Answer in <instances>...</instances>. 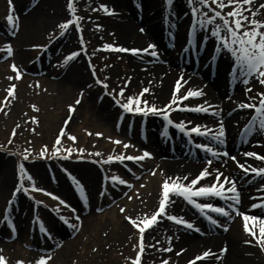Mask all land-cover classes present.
<instances>
[{
    "label": "rangeland",
    "instance_id": "obj_1",
    "mask_svg": "<svg viewBox=\"0 0 264 264\" xmlns=\"http://www.w3.org/2000/svg\"><path fill=\"white\" fill-rule=\"evenodd\" d=\"M1 1L4 3V0ZM15 1L17 2V0H14V3ZM125 1L128 4L131 0H74L76 7L74 16L67 8L68 0H32L31 2L34 3L35 8H29V11L23 16L24 18L30 16L29 30L23 29L22 23L19 24L20 27L22 26L21 34L23 30L27 31V34L34 38L36 37L35 34L39 32L43 34L44 38L41 41H33L30 38V44L41 45V47L28 49L25 57L27 61H33L31 70L40 72L38 79L41 83L37 85L39 91L41 92L42 90L44 95L53 100L57 101L58 98L61 99V97L58 96L59 91L57 92L58 89H56L58 87L55 85L60 83L59 79L61 80V78H56L55 74L51 76V71L55 70L59 64L63 65L61 62H64L65 57L70 55V53L75 51L79 54L72 60H69L71 66L70 68L67 67L68 71H66L69 76V80L66 82L68 88H71L70 84L74 87L72 88V94L63 98L59 105H57V103L56 105L55 103H51L49 108L46 109V113L50 112L55 114L59 112L62 107L66 108V111L69 106L75 108L74 122L68 128L69 131L66 132V135L60 137L61 143L58 145L56 144V131L51 134L45 132L44 134L37 135L33 140L28 139V141H26L24 137H27V132L24 133L21 129H15V135H13V133L8 135L9 132L7 131L5 136H0V200L3 206V208L0 209V228L3 225L2 218L4 216L10 217L12 220L10 221V225H7L8 228L4 226L0 229V238L8 245L0 246V256L5 258L7 264H17L18 261H22L23 264H36V261L41 257L52 256L56 250L52 252H41L38 248L42 247L40 240L52 237L54 240L58 239V231L60 229L63 231L67 230L62 224L69 228H71L70 225H75V228H71L69 231L71 232L69 235L70 243L68 246H64V250L68 249V253H66V256L61 254L57 258L53 255V258L46 260V264H122L131 244L135 246V251L133 250L134 254L128 261H134V258L138 254V241L140 240L138 228H133L134 231L128 236L129 238H123L122 235L113 233L114 230L117 232L119 231L125 216L132 213L133 208L138 207L140 203L139 199L136 202L134 199L135 204L127 202L131 192L134 191L133 189L130 190V185L121 187L119 190L116 189L117 186H112L109 190V194L105 196V200L109 203L107 205L103 203L98 205L96 204L97 201H95V206L92 208V206H83L80 203L82 201L81 195L68 175V173H71L75 176L84 188L93 192L95 199L97 194L101 196L100 192L105 187L107 180L111 179L112 176H118L120 174L127 176V172L139 175L143 170V166H150V168L147 169L148 171L151 170V166H154V163L151 162L150 159L146 160V158L139 162L127 159L123 161L114 160L110 163L106 162L109 155L117 156L124 154L125 156H140L144 150H147L151 154L154 153L150 148L145 149L137 142L131 141L125 132L122 131L123 129L125 130V128L118 124V120L120 114L124 113V109L116 103L117 100H120L121 104H123L127 101L128 97L139 96L141 101L146 100L149 105H152L151 102L155 99L165 100L167 101L165 106L158 107L154 105L159 109L168 106L164 110L168 111L169 114H176V117L179 118L183 116L179 113V108L174 107L175 104L170 105L172 98L169 94L172 91L166 92L163 97H161L160 94L157 96H150L151 88L148 85L141 84L139 78L137 82L135 80V77L138 75V73H136L138 68L135 63L138 62L135 61L134 55L130 54L131 52L128 53L118 50L121 47L116 43L118 40L116 36L118 32L117 24L125 23L126 16L134 18V14L136 13V17L141 23H133H135L134 25L137 27H140L139 33H141L140 29L145 27L144 21L147 20V13L145 5L143 4L145 0H140L142 3L135 0L130 8L124 5ZM22 2L23 6H25V1L22 0ZM163 3L166 9L160 12L162 13L160 15L161 22H163L167 16L168 19L166 23L170 24L169 20H171V18L169 15L172 9L176 8L180 14L189 11V13H185L180 19L181 30L187 32L190 23L193 24L195 22L196 24L193 27L194 33L198 31V26L200 27V32L194 34L196 36L194 40L203 41L200 47L197 42L193 41L195 49H203L205 53H210L212 56L215 52L218 54L219 50L210 46L211 43L207 44V41L204 40L206 37H213L212 29L215 28V24H200V20L206 19L204 13L208 16L213 15V13L207 10L206 7L195 4V6L200 9V12H198L196 16H193L188 0H173L172 5H168L166 0H163ZM138 4L140 5L139 7ZM175 4L177 5L174 6ZM101 5H106L110 10L117 8L122 11L123 16L117 19L116 16H112L111 11L105 12L101 8ZM212 7L216 8V5H212ZM232 7L234 6L226 7L223 9V12L226 14L227 11L232 10ZM37 13H41L42 16L37 15ZM132 13L133 15H131ZM11 15H13L16 20L17 16L13 13ZM77 16L83 18L79 21V30L76 28L75 23L69 26L67 31H63L58 27L59 24L66 20L72 19L75 21V17ZM150 16L152 15L150 14ZM139 18H141V20ZM216 24L222 25L220 18L216 19ZM248 26L251 27V25ZM160 28L158 35L163 33L162 26H160ZM222 29L223 27H221V31ZM134 31L136 32L137 30L134 29ZM225 34L224 32V35ZM148 37L150 36L148 35ZM0 38L8 41L4 35ZM46 39L49 43L53 42L51 43L53 45L47 48L46 52H43L45 51L44 46L46 45ZM81 40L83 42H81ZM215 40V44L221 43L219 39L216 38ZM188 41L189 37L186 39V45ZM22 43L25 45L28 44L26 42ZM106 44L114 45V49H106L104 47ZM180 44L182 45L184 42ZM2 45H0V47ZM155 45L157 46V44ZM18 46L22 48L21 44H18ZM175 46L177 47L176 49L173 50L172 48V50L168 51L170 55L177 52V42ZM6 47L7 45H5L3 49H6ZM157 49L161 51L160 46H157L156 50ZM227 50L228 49H226V51ZM4 52L6 53V50ZM21 52L20 50V53ZM196 53L198 54L199 51H196ZM11 57L12 59L14 58L13 56ZM223 60L224 62L227 61L225 57ZM71 69L72 71H70ZM29 76H34V74L30 73ZM105 85H107V87H105ZM33 86L34 89L37 88L34 83ZM249 86L252 88V92L248 93L246 89L243 92L247 94L246 100H252L253 97H255V100H259L260 97L258 93L264 92V85L259 83L258 74L251 76ZM144 88H148L149 91L144 93L143 96H140L139 94ZM45 90H47V93H45ZM121 90H123V95H121ZM189 90L196 89L191 88L185 91ZM81 93L83 94L82 96ZM186 93L187 92L184 94L186 95ZM39 98L41 97L38 95L33 97V99L36 100ZM77 100H80L79 104L75 103ZM185 100H177L176 104L178 102L185 104ZM54 105L55 108H53ZM133 107H135V105ZM140 107H144L143 103L140 104ZM125 112L129 113L126 110ZM131 113H133L135 117L143 116L142 113H136L134 111ZM44 114L45 112L42 111L39 115V119H41ZM64 116L65 115L61 116V121ZM59 123L60 122L57 124ZM186 125L188 128L193 126L191 124ZM79 126L81 127V131L77 128ZM58 128L59 126L56 129ZM75 129L76 132L79 131L80 133H77L87 139V141H96L92 143V147H90L91 151H87L88 148L84 146L82 148L85 150L84 152L78 151V149H81L80 143L71 140L68 135L74 134ZM126 132L128 133L127 130ZM97 133H101L102 135H96ZM116 140H120L123 143L116 144ZM125 143L130 146L125 148ZM45 146L47 151H44ZM120 147L123 149H120ZM56 148L60 149L59 153L56 152ZM69 149H71V153H69ZM131 150H134L136 154ZM41 152H44L43 156L40 155ZM96 153H100L101 155L97 156ZM25 154L28 156L27 159H24ZM54 162L57 166L52 164ZM113 162H115L117 169L120 171L116 172V169L110 166V164L113 165ZM21 163L24 164L26 169V176L22 183L23 188L27 189V191L21 189L13 195L12 190L2 189L3 180L7 177L10 178L13 174L19 186L21 180L18 166ZM260 167L264 168V166ZM61 169L66 176L62 173ZM27 175H31L32 180H28ZM215 175L216 173L213 172L211 181L214 180ZM33 183L35 184V188L32 186ZM64 183L67 185L72 184L76 195L62 194L59 189ZM214 183H217L216 180ZM136 184L143 186L141 193L145 191L144 194L151 190L163 189L160 187L162 181L156 180L155 175L152 173L150 174V178L148 173H145L142 179L138 176L136 178ZM36 189H43L44 191H38ZM116 191H120L122 194ZM47 193H54L55 196L60 197L66 201L67 204H61L59 200L54 199L53 196ZM103 199L104 197L102 200ZM155 199L157 203H154V206L155 209H157L160 200L163 199V192L160 193L159 198L155 197ZM196 199H199V197L194 198V200ZM23 200L28 202L25 206V214L18 218L16 215L22 210L16 208V203ZM152 201L154 202L153 199ZM173 202L179 205H182L183 202H187L189 207L192 204L180 195L174 199ZM201 204L203 203L201 202ZM168 205L169 202L167 201V214L175 215V213L172 214L168 210ZM121 208H124L125 211L121 212ZM192 208L196 209V207L193 206ZM73 209H75V211H73ZM66 211L70 212L71 216H79L82 218L83 223L79 224V220L77 219L72 221L71 219L73 218H70V214H66ZM189 211L190 218H193V220L197 219L195 212L191 211V209ZM112 212L113 215H111ZM202 215L204 216V213H202ZM164 220L171 224H175L170 225L169 228L177 225L187 228L183 224H178L169 220L167 215L158 217L156 224ZM65 221H67V223H65ZM114 222L118 225H114ZM41 224H43L46 231L41 230ZM11 225H14V231ZM147 230L148 228L145 229L143 236L145 251L142 253L141 261L143 262L141 264H151L153 256L149 254L147 250L151 245L156 247L155 242L158 240L156 234L149 236ZM236 230H238V228H236ZM44 232L50 237H47ZM247 233L252 235L249 231ZM240 236L244 241L250 240L248 236ZM11 246H15V250H13ZM204 251L206 250L195 251L193 255L196 257V255L202 254ZM247 252H250V249H248Z\"/></svg>",
    "mask_w": 264,
    "mask_h": 264
},
{
    "label": "bare ground",
    "instance_id": "obj_2",
    "mask_svg": "<svg viewBox=\"0 0 264 264\" xmlns=\"http://www.w3.org/2000/svg\"><path fill=\"white\" fill-rule=\"evenodd\" d=\"M138 1L141 2L140 0ZM134 2L135 0H131L127 4V2L125 1L124 5L130 8L131 4ZM261 3H264V0H253L251 9L249 8V6L245 5L244 7V12L246 13L245 15H248L250 18H252L250 12L255 11L256 13L255 18L264 20V9H261L259 7ZM143 4L145 5V10L147 13V20L144 21L145 29L148 35L151 36V38L155 43L162 44V42L165 41L166 39L165 38L166 35L163 36L161 32H160L161 34L159 33L160 35H158V32L161 29L160 26L163 25V23L160 20V15L162 14L160 12L161 11L163 12L166 9V6L162 0H145L143 1ZM28 7H29L28 5L23 6L22 0L21 1L17 0V2L15 1V3L14 0H12V6H11L12 11H10V5L8 0H4V3L0 0V37H2L5 34L9 41H13V38L18 35L19 37L17 38V43L21 44L22 46V48L20 49L22 52L20 53L19 50L17 57L13 58L12 60L10 59L8 62H3V65L0 66V136H5L7 131L9 132L8 135H10L13 133L15 129L18 130L21 129L23 130L24 133L27 132L26 134L27 137L24 136L26 141H28V139L33 140V138H35L37 135L44 134L45 132L51 134L56 131L58 137L59 132L62 128L67 132L69 131L67 127L68 126L70 127V125L74 122V117L73 114L70 113V108L66 111L65 110L66 108L62 107L60 108L59 112L55 114L50 112L46 113L47 112L46 109L49 108L51 103H55V105L57 103V105H59L62 102L61 100L63 98H66V96H70V94H72V88L74 87H72L73 85L70 84L71 88H68V85L66 83L67 80H64L61 77L62 75L60 74V72H57L56 70H52L50 74L51 76L55 74L56 78L61 77L60 83L55 84L58 87L56 89H58L57 90V92L59 91L58 96L61 97V99L58 98V100L55 101L52 98L44 95V92L42 90L41 92L39 91L37 85L41 83V81L38 79V75L40 74V72L31 70V66L33 64L32 62L27 61L25 55L28 49L33 48V44L32 43L30 44V38L33 41H41L44 37L43 34L39 32L35 34L36 37L34 38L32 36H29V34H27V31H25L26 29L29 30L28 26L30 22L29 19L30 16L27 18L23 17L24 14L29 11ZM110 11L112 16L114 17L116 16L117 19L123 16L122 11H120L117 8L111 9ZM12 13L15 16H18V18L20 19L19 23L23 24V29L25 30H23L22 34H21V30H19L20 28H22V26L20 28L12 27L7 22L6 17ZM185 13L186 12H184V14H180L178 13V11L172 10L169 16L172 22H176V20L182 18L183 15H185ZM150 14L152 16H150ZM37 15L42 16L41 13H37ZM131 15H133V13ZM33 16H34V12H33ZM135 21H139L136 17V13L134 14V18H130L126 16L125 23L117 24L118 32L116 33V36L118 40L116 41V43L118 46L127 49H143L146 48L149 44H154V42L151 41V38L149 39L146 35H143L142 32L139 33L140 27L134 25L135 23L133 22ZM7 26L11 28V31H6L5 28ZM134 29L137 31L135 32ZM169 29L172 31L174 30L172 27H169ZM186 39H187V32H185L184 30H179V32L176 35V40L179 43L184 42V44L181 45L183 46L181 47V49L184 48V46L186 45ZM166 41H168V39ZM166 41L163 42V45H166ZM5 42H6L5 40H2L0 38V45L4 44ZM22 42H26L28 44L25 45ZM190 42L193 43V41ZM47 43L48 42L46 39L45 42L46 45L44 46L45 51L43 52H46L47 48H49L50 44L48 45ZM1 48H3V45L1 46ZM137 54L140 55L138 57L141 58L142 63L140 62L135 63L138 68L136 72L138 73V75L135 77V80L137 82V79L139 78V82H141V84L148 85L151 88L150 96L152 95L157 96L160 94V96L163 97L166 94V92L172 91L169 94L170 97L172 98V95L176 89V82L177 80L180 79L181 76H183V80L180 81L181 88L179 92L176 93L177 96L185 95L184 93L187 92L185 90L191 89L193 87L198 90L204 91V89L200 86L203 85V83L201 84V82H199L198 84L197 81L199 79L197 77L196 79H191L193 78V75L189 73H185L179 69H173L179 66V63L177 61L178 54H174L172 56L170 55V57L167 56L165 53L163 55L159 54L158 60L151 58V51L147 53L139 52ZM13 63H15L17 67L20 69L19 79H16L17 73L13 71V69L11 68V65ZM30 73L34 74V76H29ZM9 77H12V79H9ZM33 83L37 88L34 89ZM12 85L16 86L14 89L15 98L8 96L7 90ZM45 93H47V90H45ZM37 95L40 96L41 98H39L38 100L33 99V97ZM6 97L7 99H5ZM241 98L242 97H239L233 101H224L227 104V107L223 109L222 102L221 104H219L216 100H214L212 91H210L208 92V95H206L205 93L201 96H196V98L189 97L188 100L185 101V104H182L180 102H178L177 104L178 105L181 104L180 105L181 107H184V105L189 106L187 109L189 113H187L186 116L184 117L182 116L183 122L188 123L190 121L191 123L189 124L191 125L199 123L202 126H206L212 129V131H215L217 133L221 123H217L216 121L217 119H215L216 117L212 118V120L211 118L206 119L204 117L206 115L192 112L193 110L191 109L195 108L197 105H202V106H204L205 104L213 105L214 107L210 108V110L213 111L211 113V117H212L216 114H219L220 110L221 112L224 111L228 112L232 109L237 108V105L242 102ZM151 103L152 105L155 104L159 107V106H165L166 105L165 103H167V101L155 99L152 100ZM55 105L53 106V108H55ZM33 106H36V108H38L39 111L34 110ZM42 111L45 112V114L41 119H39V115ZM62 115L65 116L61 121ZM33 117L37 118L38 123L33 122L32 120ZM154 117L151 116L147 119L150 128L157 126V123H154L153 121L155 119ZM204 119L206 120L204 121ZM67 121H71L70 125H68L69 123H67ZM147 121H145V123ZM58 122H60L59 123L60 125L57 124ZM224 123L225 122H223V124ZM17 125H19V127H17ZM58 126L59 128L56 129ZM79 127L77 128L79 131H81V127L80 128ZM224 128L226 129L227 126L224 125ZM146 129H147V125H146ZM123 131L131 139V141H135L140 145L141 143H145L140 140L138 133L131 132L130 130L127 133L126 130L124 129ZM77 132L75 129L74 134H72L77 138L75 142L78 141L80 143L81 149L84 146L88 148L87 151H91L90 147H92V143L96 141L94 142L87 141V139L82 137ZM230 137L232 136L230 135ZM230 137L228 138L224 137L225 143H223L222 146L228 148L229 150L230 148L232 150H237L238 147L234 144V142L232 145H230ZM200 138L202 137H199L198 139ZM226 141L229 142V144H227ZM152 145L156 147H155V153L154 155L151 156L150 160L151 162L154 163V166H157L152 171V174L155 173L153 175H155L156 180L162 181V184L160 186L161 188H163L162 187L163 182L169 177L172 178L179 177L181 183L188 184L190 183L191 180L195 179L199 175V173L205 168L208 169L211 175L199 180L198 183L193 186V190L201 186L212 185L214 183V180L211 181V177L213 172H215L217 175V170H219V172H222L224 176H227L232 180L237 179L236 174L232 173V171L235 170L236 165H234V162H232L231 159L230 160L226 159L224 161L217 162L212 165H207L206 163L202 162L201 157L197 156L195 153L191 151L185 152L183 150H177V151H170L168 153L166 152L167 148L164 147V145L160 141H158L157 144H152ZM120 149L123 148L120 147ZM132 152L136 154L134 150ZM260 152L261 151H255V153L257 154H261ZM242 158L244 161H247L248 166L246 167H249L250 169L252 166L250 162H248L247 160L248 158L244 156ZM252 158L255 159L256 156H253ZM189 159L190 162L187 161ZM143 168L147 170L150 168V166H143ZM242 172L245 173L244 171ZM216 175L214 176V178H216ZM224 176L220 177L221 181L223 180ZM184 177H187V179L186 180L183 179ZM263 180L264 177L259 181H263ZM4 188L5 190H9V191L12 190V193L15 192V194L19 192L17 191L18 183L13 174L10 176V178L7 177L3 180L2 189ZM161 192H163V189L151 190L146 194H144L145 191H143L142 194L139 196L140 203L138 207H134L132 213L125 216V220L123 221L119 231L117 232L116 230H114L113 233L117 235H122L123 237L130 236L132 229L136 227L130 222L129 219H126V217L138 218V222H140L143 220L145 214L151 216L153 212L156 211L154 203H157V201L155 197L159 198ZM65 194L71 195L72 193L70 189L66 188ZM256 194L261 195L262 193H256ZM178 196L179 195L176 193H169L168 210L172 214L175 213L176 216L182 217L184 220L193 223L196 228L200 229V231L197 232L195 231V228L189 229L178 225L169 228V226L172 224L166 220L162 221L159 224H155L149 227L147 231L148 235L152 236V234H156L158 236V240L155 242L156 247L151 245L147 250V252L153 256L151 264H161L163 260H168L169 264H186L192 261L193 259H195V255H193V253L199 250H210V252H213V254H216V256H212L209 258L207 257V259H204L197 264H206L205 262L206 260H208L210 264H264L259 262L263 260L260 254L264 252V249L260 247V244L258 242L260 235V227H261L259 222L257 221L254 222V225L257 228V232L254 230L256 233V236L254 237L257 241V246L254 247L251 251L256 253L255 256L256 259L255 258L252 259L249 258L247 254L251 252H245L240 247L241 236L239 230H235L237 227H233V229L227 228V230H225L226 227H217L214 228L213 230H210L209 228H207V225L204 224V222L200 218V215L197 212L194 211L197 216V219L193 220V218L192 219L190 218L188 212H190L189 209H191V207L188 206L187 202H183L182 205L173 202L174 199H176ZM194 198L195 197H193V199ZM152 199L154 200V202L152 201ZM206 199L207 198L200 197L199 199H196V201L201 203ZM27 203L28 202L24 200L16 203V208L18 210H22L17 213L16 216L18 218H20L25 214V208H26L25 206ZM233 203L237 204L234 200H231L229 198V203H227V206L234 207L236 209L235 204ZM239 205H241L240 208L242 212L249 211V209L244 204L239 203ZM1 208H3V206H2V201L0 200V209ZM111 215H113V213H111ZM250 221L251 223L253 222V220ZM198 222L203 223L205 227L203 224L199 225ZM113 224L116 225L117 223L114 222ZM221 226L224 225L221 224ZM244 226L245 225H241L240 229L245 231L247 234V231L245 230ZM70 234H71L70 232H64L62 229H60L57 233L58 239L54 240L53 238H49V239L40 240V242L42 243V247H38V248L41 250V252H49L52 250H56L55 253L53 254L54 256H56V258L61 254L66 256V253H68V249L64 250V246L65 245L68 246V244L70 243V239H69ZM4 245L8 246L5 244V242H3V239L0 238V246H4ZM11 248L15 250V246H11ZM166 248H170L171 251H165L164 249ZM224 248H227L226 252L221 251ZM52 256L50 255L51 258L54 257ZM218 256L221 258L217 259ZM129 257H131L130 250L127 252L122 264H130L127 262ZM142 262L143 261H141V263Z\"/></svg>",
    "mask_w": 264,
    "mask_h": 264
},
{
    "label": "snow or ice",
    "instance_id": "obj_3",
    "mask_svg": "<svg viewBox=\"0 0 264 264\" xmlns=\"http://www.w3.org/2000/svg\"><path fill=\"white\" fill-rule=\"evenodd\" d=\"M9 5H10V11H12V0H8ZM168 5L173 4V0H166ZM189 5L191 6L190 10L193 14V16H196L198 12H200V9H198L195 4L202 5L206 8H211L212 5H216V8H212L213 15L208 16L206 13L204 15L206 16V19L200 20V24L204 25L205 23L208 24H215V28L212 29V35L216 37L217 39L223 41L222 47L225 49H228V51L231 53L233 57H235V62L238 66V71L240 75H245V76H253L254 74H258V80L259 83L264 85V20L257 19L255 11H251V19L248 15L244 14V6L247 5L251 9V6L253 4V0H188ZM140 5L138 4V7ZM228 6H234L232 7V10L227 11L225 14L223 12V9H225ZM261 9H264V3H261L259 5ZM67 8L70 10V12L75 16L76 13V7L74 0H68L67 3ZM101 8L105 12H110V9L106 5H101ZM220 18L222 21L221 24H216V19ZM7 22L10 26L16 27L14 16L9 14L7 17ZM83 19L82 17H75V21L72 19L66 20L65 22L61 23L58 25V27L63 30L67 31L69 26L73 25L75 23L76 28L79 30L80 24L79 21ZM248 25H251L249 27ZM221 27H223L225 31V35H221ZM141 32L144 31L143 28L140 29ZM81 42H83L81 40ZM33 47H41V45H33ZM106 49H114V45L112 44H106L104 45ZM151 49V55L153 57L158 56V52L156 50V45L155 44H149L146 48L143 49H127V48H119V51H130L134 54L139 53V52H149ZM7 52L8 56L13 55V48L11 44L7 45L6 49H0V51H5ZM79 53L78 52H72L70 55L65 57V63H67L69 60L75 58ZM11 68L13 71L17 73L16 79L20 78V69L17 67L15 63L11 65ZM9 79H12V77H9ZM181 80H183V76L180 77L179 80L176 82V89L172 95V100L170 101L171 104H176L177 100H185L188 97H196V96H201L204 93L200 90H189L187 91L186 95H181L177 96L176 93L179 92L181 88ZM100 82V81H98ZM245 84H248L249 81L245 80ZM15 85H12L7 91H8V96H11L15 98ZM107 87V85H105ZM248 92H251V88L246 89ZM149 91L148 88H144L142 92L139 94L140 96H143L144 93H147ZM83 94L81 93V96ZM121 95H123V90H121ZM260 99L258 104H248V103H240L237 105L239 108H251L255 110L256 116L259 117V127L260 130L264 131V92L258 93ZM7 99V97L5 98ZM255 99V97H253ZM76 104L80 103V100H77L75 102ZM117 104H119L124 110L128 112H136V113H142L143 115L147 116L149 113L153 114H159L163 115L164 119L168 122V124H173V121L169 118V115L167 112L163 111L162 109L157 108L154 104L149 105L146 100L141 101L139 96L137 97H128L127 101L123 104H121L120 100L116 101ZM143 103L144 107H140V104ZM135 105V107H133ZM180 105H177L179 107ZM167 107V106H166ZM185 108H188V105H184ZM34 110L39 111L36 106H33ZM70 110H72V106H69ZM193 111L197 112H207L209 111L208 108L202 106V105H197L195 108L191 109ZM34 123H38V120L36 117L32 118ZM255 117L253 121H250V124L254 123ZM188 123H191L190 121ZM19 127V125H17ZM175 127L178 128L181 132H183L185 135H190L191 133H195L197 135H209L212 136L213 139L217 140L219 143L223 144L225 143L224 137L226 135L225 128L223 123L220 124L219 127V132L218 133H213L211 129L207 128L206 126L202 125H196L191 128H187L185 122L181 121L179 123L175 124ZM248 128L249 126H245ZM35 131V130H33ZM91 134V133H89ZM13 135H15V131H13ZM66 135L65 130L62 128L60 130V134L57 137L56 144H60L61 140L60 137ZM69 135V138L73 141H75L77 138L74 135ZM96 135H102L101 133H97ZM11 142V141H9ZM116 144H121L123 143L120 140L115 141ZM130 145L129 144H124L125 148H128ZM198 148H201L207 152L212 153L213 156L218 155V151L214 150L212 147H210L208 144H198ZM44 151H47V148L45 146ZM69 153H71V149L68 150ZM79 152H84V149H78ZM27 152V150H26ZM56 152L59 153L60 149L56 148ZM44 152H41V156H43ZM97 156L101 155L100 153H96ZM151 153L148 152L147 150H144L142 155L140 156H125L124 154H120L117 156H112L109 155L107 158L108 163L114 161V160H119L123 161L125 159L127 160H133V161H142L145 158H150ZM224 156H228V152L225 151L223 152ZM245 156H257V153L255 152H246L244 153ZM28 156L25 154L24 159H27ZM79 158V157H78ZM261 160H264V156H259L258 157ZM232 160H236V157L233 156L231 157ZM211 164V161L208 162ZM239 168L244 170L245 173H247L249 170L252 172H255L257 175L264 174V168H251L246 167L245 164H239ZM19 175H20V180L21 184L18 186L17 191L23 189L24 191H27V189L23 188V180L25 179L26 176V169L24 167V164H19ZM155 174V173H153ZM70 179L73 181V183L76 186L77 191L81 195V199L84 201L85 206L88 204V197L87 194L84 190L83 185L81 182L73 176L71 173H68ZM211 175V173L208 171L207 168L203 169L199 175L190 181L188 184H184L180 182V178H172L169 177L163 182V199L160 200L159 206L156 209L155 212L151 216L148 214L144 215V218L142 221L138 222V218H131V217H126V219H129L130 222L139 229V237H140V244H139V252L134 258L133 264H141V253L145 251V246L143 243V236L146 228L151 227L152 225H155L158 221V217L167 215V218L171 221H174L178 224H183L189 229L195 228V231L199 232L200 229L196 228L195 225L187 220H184L182 217H178L176 215H169L166 212V202L169 199V193L173 192L176 193L180 196H183L185 199H187L190 203H192L197 209H199L201 212H204L205 209H210L213 212L219 213L223 216H229L230 213L224 208V207H217L214 206L213 204L210 203H198L196 200L193 199V197H206V196H216V197H222L225 199H228L229 197L225 196V193H232V196L230 199L234 200L237 204L240 203V193L237 189L236 182L232 179H230L227 176H224L222 172H219L217 170V175H216V181L217 183H213L210 186H201L195 190H193V186L198 183L199 180L202 178H205L207 176ZM224 176L223 180L221 181L220 177ZM28 180H32L31 175H27ZM183 179H187V177H184ZM112 181H119L120 184H127L128 182L124 179H121L119 176H112L111 177ZM171 182V183H170ZM225 184H228L229 187L225 188ZM33 188H35V184L33 183ZM38 191H44L43 189H36ZM50 196H53L54 199H57L60 201L61 204H67L66 201L61 199L58 196H55L52 193H47ZM15 195V192L13 193ZM100 195H104V193H100ZM129 199H132V197H129ZM257 205H253V207H256ZM75 211V209H73ZM121 212H124L125 209L121 208ZM206 215L207 219L212 223V224H217L218 221L213 219L212 216L207 215L206 212H204ZM244 220L247 222L248 220H253L256 221L259 218L256 216H248L246 214H242ZM77 220L80 219L79 216L76 217ZM260 235H259V244L262 249H264V219H260ZM67 223V221H65ZM71 227L75 228V225H70ZM13 228V231L15 230L14 225H11ZM245 230L251 232L253 236H256V233L249 229L248 224L245 223ZM41 230L46 231L44 229L43 224H41ZM227 230V228H225ZM253 241L251 240H246L245 243H252ZM165 251H171L170 248L164 249ZM221 251L226 252L227 248L222 249ZM212 255L210 251H205L202 253V257H208ZM51 257H41L38 261H36V264H46V260H50ZM196 259H201V256L196 257ZM219 259V257H217ZM0 264H6L5 258L3 256H0ZM17 264H23L22 261H18ZM161 264H169L168 260H163ZM189 264H192V262H189Z\"/></svg>",
    "mask_w": 264,
    "mask_h": 264
}]
</instances>
